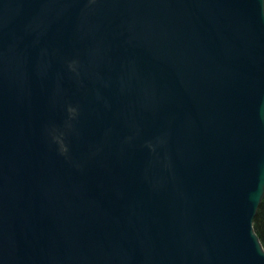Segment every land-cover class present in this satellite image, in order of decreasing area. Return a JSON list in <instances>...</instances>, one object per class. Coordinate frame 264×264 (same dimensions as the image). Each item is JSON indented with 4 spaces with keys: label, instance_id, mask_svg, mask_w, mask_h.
Returning a JSON list of instances; mask_svg holds the SVG:
<instances>
[{
    "label": "water",
    "instance_id": "1",
    "mask_svg": "<svg viewBox=\"0 0 264 264\" xmlns=\"http://www.w3.org/2000/svg\"><path fill=\"white\" fill-rule=\"evenodd\" d=\"M264 0H0V264H264Z\"/></svg>",
    "mask_w": 264,
    "mask_h": 264
},
{
    "label": "trees",
    "instance_id": "2",
    "mask_svg": "<svg viewBox=\"0 0 264 264\" xmlns=\"http://www.w3.org/2000/svg\"><path fill=\"white\" fill-rule=\"evenodd\" d=\"M255 232L264 247V200L253 222Z\"/></svg>",
    "mask_w": 264,
    "mask_h": 264
}]
</instances>
